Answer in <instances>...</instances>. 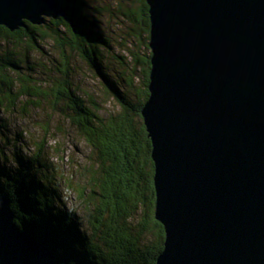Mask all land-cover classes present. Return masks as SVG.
Segmentation results:
<instances>
[{
	"label": "water",
	"instance_id": "95a60500",
	"mask_svg": "<svg viewBox=\"0 0 264 264\" xmlns=\"http://www.w3.org/2000/svg\"><path fill=\"white\" fill-rule=\"evenodd\" d=\"M146 3L155 264H264V0ZM59 18V0H0L10 31ZM0 264H59L1 196Z\"/></svg>",
	"mask_w": 264,
	"mask_h": 264
},
{
	"label": "trees",
	"instance_id": "16d2710c",
	"mask_svg": "<svg viewBox=\"0 0 264 264\" xmlns=\"http://www.w3.org/2000/svg\"><path fill=\"white\" fill-rule=\"evenodd\" d=\"M59 2L70 21L26 22L14 31L0 25V115L16 110L23 96L32 97L33 105L66 121L89 154L76 167V180L58 174L45 156L44 129L32 153L20 151L22 146L12 158L0 155V196L10 200L18 228L45 243L59 264H155L165 232L154 216V164L141 116L149 95L150 52L139 61L132 56V65L119 58L120 70L112 78L101 64L99 48L108 46V39L92 17L96 8L86 0ZM136 2L121 14L137 24L149 51L148 5ZM45 39L55 46L48 52L56 50L59 58L50 78L38 77L28 54L45 53ZM1 44L14 49L4 51ZM73 56L101 77L105 94L117 102L115 111L104 110L73 83ZM137 64L143 68L139 85Z\"/></svg>",
	"mask_w": 264,
	"mask_h": 264
},
{
	"label": "rangeland",
	"instance_id": "374dc122",
	"mask_svg": "<svg viewBox=\"0 0 264 264\" xmlns=\"http://www.w3.org/2000/svg\"><path fill=\"white\" fill-rule=\"evenodd\" d=\"M86 1L90 3L92 9H99V12L95 9L92 17L99 24V31L108 39V46L99 48L102 56L101 64L109 71V75L115 78V73L120 70L119 58H122L127 65H132V56H136L137 61H139L140 58L150 52V50L145 49L144 43L141 41L142 33L137 24L121 14L123 8H136L137 2L136 0H126V2L124 0ZM41 42L46 52L49 51L50 47L52 49L55 47L49 39ZM1 45L4 51L14 49L12 46ZM52 51L48 52L49 54L40 51L28 53L38 77L50 78V75H53L51 70L57 66L59 58L57 51ZM14 52L16 53V49ZM72 59L73 83L83 94L96 98L104 110L115 111L118 107L117 102L113 97L105 94L101 77L90 71L87 64L79 57L73 56ZM43 68L48 69V72L46 73ZM135 73L138 76L136 84L139 85L138 80H141L143 74V68L140 64L136 65ZM131 98L137 99L135 94ZM32 100V97L23 96L17 104L16 110H8L0 115V123H2L0 126V155L12 158L13 153L17 151L16 147L22 146L23 149L20 151L32 153L36 143L41 140L44 129H47L49 132L45 144L47 160L52 163L58 174L76 180V167L85 162L89 154L88 147L66 121L51 114L43 106L33 105ZM18 133L22 135L21 141L20 139L17 140ZM68 200L70 199L68 198Z\"/></svg>",
	"mask_w": 264,
	"mask_h": 264
}]
</instances>
